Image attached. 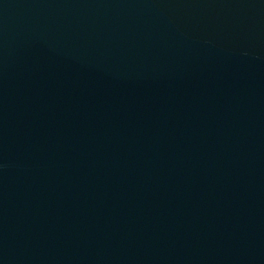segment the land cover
I'll list each match as a JSON object with an SVG mask.
<instances>
[{
    "label": "water",
    "instance_id": "obj_1",
    "mask_svg": "<svg viewBox=\"0 0 264 264\" xmlns=\"http://www.w3.org/2000/svg\"><path fill=\"white\" fill-rule=\"evenodd\" d=\"M0 264H264V0H0Z\"/></svg>",
    "mask_w": 264,
    "mask_h": 264
}]
</instances>
